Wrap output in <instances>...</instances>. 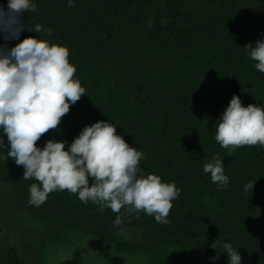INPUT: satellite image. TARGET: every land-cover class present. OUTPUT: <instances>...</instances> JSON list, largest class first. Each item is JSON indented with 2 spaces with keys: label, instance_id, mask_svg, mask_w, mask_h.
Returning a JSON list of instances; mask_svg holds the SVG:
<instances>
[{
  "label": "trees",
  "instance_id": "trees-1",
  "mask_svg": "<svg viewBox=\"0 0 264 264\" xmlns=\"http://www.w3.org/2000/svg\"><path fill=\"white\" fill-rule=\"evenodd\" d=\"M8 2L0 0L5 13ZM32 2L36 11L20 14L18 38L6 39L0 31V54L29 36L66 46L75 78L85 88L37 146L55 140L67 150L85 126L113 123L143 153L138 176L159 175L181 192L167 224L144 212L139 219L127 216L124 230L140 232L129 243L115 236L121 231L114 226L117 213L100 212L98 204H84L78 195L54 191L40 207L29 205L36 181L23 179V167L7 156L10 145L2 130L0 182L49 232H85L110 241L114 253L127 260L185 264L200 242L203 264H228L223 243L239 252L241 264H264V147L231 151L215 140L218 120L234 95L245 107H264V73L244 47L264 40V9L251 0H73L72 7L68 0ZM33 24L50 29L51 36L31 31ZM216 154L229 178L226 189L203 171ZM248 183L255 185L245 192ZM3 254L0 264H22L14 247L5 246Z\"/></svg>",
  "mask_w": 264,
  "mask_h": 264
},
{
  "label": "clouds",
  "instance_id": "clouds-1",
  "mask_svg": "<svg viewBox=\"0 0 264 264\" xmlns=\"http://www.w3.org/2000/svg\"><path fill=\"white\" fill-rule=\"evenodd\" d=\"M68 6H73V0H68ZM36 8L32 0H9L7 13L0 8V31L6 33L5 38H18L23 30L20 14L34 13ZM30 30L52 34L41 24H33ZM244 47L257 62L255 68L264 73V40ZM69 56L66 46L37 36H29L0 54V130L10 145L7 156L24 169L22 178L36 181L29 189V205L40 207L50 193L67 191L78 195L84 204H98L100 212L108 208L117 213L114 226L121 231L127 216L139 219L141 212L154 216L157 223H169L172 201L181 189L174 182H163L159 175L138 176L143 153L118 135L113 123L97 121L85 126L67 150L65 142L55 140H48L43 148L37 146L42 136L58 128L70 106L85 95ZM215 140L231 151L264 147V107H245L234 95L218 120ZM203 171L219 187L229 186L219 154L204 165ZM254 185H244L245 192L252 191ZM122 209L125 214H121ZM222 248L228 264H241V255L230 243H223Z\"/></svg>",
  "mask_w": 264,
  "mask_h": 264
},
{
  "label": "rangeland",
  "instance_id": "rangeland-1",
  "mask_svg": "<svg viewBox=\"0 0 264 264\" xmlns=\"http://www.w3.org/2000/svg\"><path fill=\"white\" fill-rule=\"evenodd\" d=\"M264 9V0H251ZM120 241L137 242L138 230L115 233ZM14 247L22 264H140L142 260L114 253L113 243L85 232L51 233L29 213L26 204L7 185L0 182V261L5 246ZM193 255L185 264H203L195 243ZM199 262V263H198ZM145 264V263H144Z\"/></svg>",
  "mask_w": 264,
  "mask_h": 264
}]
</instances>
